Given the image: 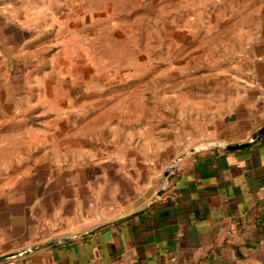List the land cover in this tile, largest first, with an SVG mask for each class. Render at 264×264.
<instances>
[{"label":"rangeland","instance_id":"1","mask_svg":"<svg viewBox=\"0 0 264 264\" xmlns=\"http://www.w3.org/2000/svg\"><path fill=\"white\" fill-rule=\"evenodd\" d=\"M245 4L11 2L0 33V220L34 226L28 245L18 229L13 251L61 241L45 226L74 213L101 219L98 205L130 194L126 176L149 184L158 159L169 173L195 150L239 144L224 139L252 104L235 55Z\"/></svg>","mask_w":264,"mask_h":264},{"label":"crops","instance_id":"2","mask_svg":"<svg viewBox=\"0 0 264 264\" xmlns=\"http://www.w3.org/2000/svg\"><path fill=\"white\" fill-rule=\"evenodd\" d=\"M12 1L0 0V33ZM245 1L250 7L235 14V55L243 66V96L252 104L237 114L229 124L235 131L224 139L239 144L264 126V0ZM159 161L149 184L126 176L130 194L98 205L101 219L79 213L78 221L74 213L46 225L50 238L61 241L13 251L24 233L29 244L34 226L19 217L0 220V264H264V135L238 150H195L169 173ZM26 216L31 219L29 206Z\"/></svg>","mask_w":264,"mask_h":264},{"label":"water","instance_id":"3","mask_svg":"<svg viewBox=\"0 0 264 264\" xmlns=\"http://www.w3.org/2000/svg\"><path fill=\"white\" fill-rule=\"evenodd\" d=\"M264 135V126L262 128H260V130H258L250 139H248L246 142L244 143H240V144H227L224 145L223 147L226 150H238V149H242L248 145H250L251 143L257 141L258 139H260L262 136ZM1 261V259H0Z\"/></svg>","mask_w":264,"mask_h":264}]
</instances>
